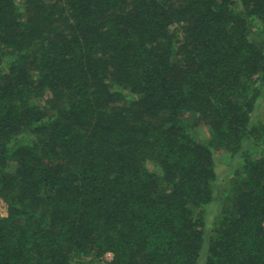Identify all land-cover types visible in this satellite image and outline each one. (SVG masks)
Instances as JSON below:
<instances>
[{
    "label": "trees",
    "instance_id": "1",
    "mask_svg": "<svg viewBox=\"0 0 264 264\" xmlns=\"http://www.w3.org/2000/svg\"><path fill=\"white\" fill-rule=\"evenodd\" d=\"M263 37L264 0H0V264H264Z\"/></svg>",
    "mask_w": 264,
    "mask_h": 264
},
{
    "label": "rangeland",
    "instance_id": "2",
    "mask_svg": "<svg viewBox=\"0 0 264 264\" xmlns=\"http://www.w3.org/2000/svg\"><path fill=\"white\" fill-rule=\"evenodd\" d=\"M263 28V27H261ZM258 38H257V36ZM260 35L255 31L252 35V39H256L257 41H261ZM255 40V41H256ZM264 40V37H263ZM264 112V101L261 102L260 107L256 110V115H262ZM198 136L201 139L208 140L210 139V134L207 128L205 127H199L197 129ZM27 141L26 136H23L22 140ZM262 147L256 148L255 151H260ZM259 153V152H257ZM217 156V180L215 183V200L214 202L209 205L205 211V221H206V234L207 236L210 234V231L212 230L214 220L218 216V212L220 211V207L222 204V200L224 198V192L226 189L231 188V186L234 183V180L237 178L236 169L238 167V158L231 162L230 156L227 155L225 152H218L216 153ZM154 169V167H153ZM4 202H0V215H6L7 210L4 205ZM207 247V245H206ZM109 259H103L99 261L97 264H105V262H108ZM206 262V250L203 252V256L201 258L200 264H205Z\"/></svg>",
    "mask_w": 264,
    "mask_h": 264
},
{
    "label": "built area",
    "instance_id": "3",
    "mask_svg": "<svg viewBox=\"0 0 264 264\" xmlns=\"http://www.w3.org/2000/svg\"><path fill=\"white\" fill-rule=\"evenodd\" d=\"M112 258H113V254H112V253H108V254L106 255V259H109V261H111Z\"/></svg>",
    "mask_w": 264,
    "mask_h": 264
}]
</instances>
